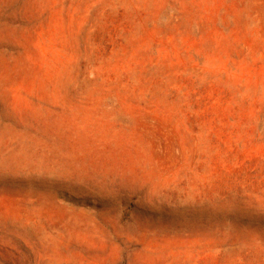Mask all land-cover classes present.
<instances>
[{"label": "rangeland", "instance_id": "rangeland-1", "mask_svg": "<svg viewBox=\"0 0 264 264\" xmlns=\"http://www.w3.org/2000/svg\"><path fill=\"white\" fill-rule=\"evenodd\" d=\"M0 264H264V0H0Z\"/></svg>", "mask_w": 264, "mask_h": 264}]
</instances>
